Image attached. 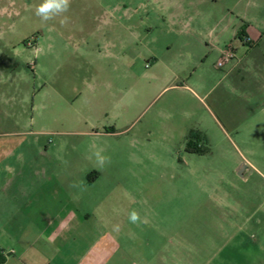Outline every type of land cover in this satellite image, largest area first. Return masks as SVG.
Listing matches in <instances>:
<instances>
[{
    "label": "rangeland",
    "instance_id": "1",
    "mask_svg": "<svg viewBox=\"0 0 264 264\" xmlns=\"http://www.w3.org/2000/svg\"><path fill=\"white\" fill-rule=\"evenodd\" d=\"M195 1L71 0L67 13L45 23L35 15L41 0H0V170L23 155L28 169L73 172L77 190L84 181L91 187L87 176L97 173L80 193H90L99 216L131 230L134 240L124 246L146 262L257 264L264 257V113L232 128L221 119L202 155L159 128L163 102L189 98L155 100L176 66L152 68L153 59L183 42L185 23L176 16ZM197 9L212 16L205 26H242L243 0H203ZM193 128L188 133L200 132ZM97 149L110 157L104 168L92 156ZM132 211L140 222L129 221Z\"/></svg>",
    "mask_w": 264,
    "mask_h": 264
},
{
    "label": "crops",
    "instance_id": "2",
    "mask_svg": "<svg viewBox=\"0 0 264 264\" xmlns=\"http://www.w3.org/2000/svg\"><path fill=\"white\" fill-rule=\"evenodd\" d=\"M256 2L243 0L240 28L220 21L205 26L212 16L205 18L197 9L203 0L190 4L196 7L191 12L180 7L176 18L185 23L180 31L183 42L176 45L175 52L173 44L166 46L171 55L155 57L152 67L162 62L166 67L176 66L167 70L169 75L155 100L169 93L189 98L172 97L163 102L160 109L166 112V122L159 128L168 139L173 132L184 139L195 126L213 144L211 131L221 126V119L232 128L236 121L246 123L255 110L264 113V5ZM170 18L173 22L174 15ZM228 47L233 58L218 67ZM151 76L162 80L154 72ZM261 129L255 128L259 138ZM72 178L70 171L28 169L23 155L14 166L6 161L0 170V264H154L125 248V242L134 240L131 230L125 234L119 220L99 216L98 208L89 203L90 193H80L91 189L100 176L89 174L91 187L84 181L85 188L80 190L73 186ZM118 223L119 231H113ZM257 264H264V257Z\"/></svg>",
    "mask_w": 264,
    "mask_h": 264
},
{
    "label": "clouds",
    "instance_id": "3",
    "mask_svg": "<svg viewBox=\"0 0 264 264\" xmlns=\"http://www.w3.org/2000/svg\"><path fill=\"white\" fill-rule=\"evenodd\" d=\"M71 7V0H41L35 7V15L40 18L42 22L47 23L57 16H61L69 11ZM67 22L65 16L61 23ZM95 157L96 163L100 168H104L106 164L110 163V157L102 154V150L97 149L92 153ZM76 186V185H73ZM141 218L136 211L129 214V221L133 224L140 222ZM113 231H119V225L113 226Z\"/></svg>",
    "mask_w": 264,
    "mask_h": 264
},
{
    "label": "trees",
    "instance_id": "4",
    "mask_svg": "<svg viewBox=\"0 0 264 264\" xmlns=\"http://www.w3.org/2000/svg\"><path fill=\"white\" fill-rule=\"evenodd\" d=\"M204 142V145H200L199 142ZM185 150L192 154H205L208 152L207 140L202 133L191 130L187 137L185 143Z\"/></svg>",
    "mask_w": 264,
    "mask_h": 264
},
{
    "label": "built area",
    "instance_id": "5",
    "mask_svg": "<svg viewBox=\"0 0 264 264\" xmlns=\"http://www.w3.org/2000/svg\"><path fill=\"white\" fill-rule=\"evenodd\" d=\"M233 58V51L230 47L226 48L223 52L221 59L218 61L217 66L222 67L223 64Z\"/></svg>",
    "mask_w": 264,
    "mask_h": 264
}]
</instances>
